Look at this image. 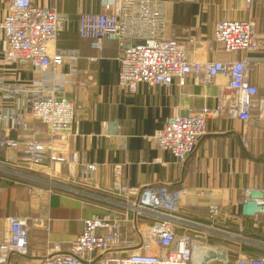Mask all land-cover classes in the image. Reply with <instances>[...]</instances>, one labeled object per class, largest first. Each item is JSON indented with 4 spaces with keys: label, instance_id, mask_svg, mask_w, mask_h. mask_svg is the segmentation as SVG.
I'll return each instance as SVG.
<instances>
[{
    "label": "crops",
    "instance_id": "crops-1",
    "mask_svg": "<svg viewBox=\"0 0 264 264\" xmlns=\"http://www.w3.org/2000/svg\"><path fill=\"white\" fill-rule=\"evenodd\" d=\"M9 1L0 0V21ZM30 1L54 9L65 18L51 49L79 54L72 72L78 84L65 94L78 107L74 132L65 143L57 142L55 148L64 153L77 152L79 163L93 164L96 171L90 184L72 183L66 165L26 169L17 164L19 149L0 147V242L7 231L8 217L26 218L29 223L27 254L11 256L8 264H39L52 244L65 251L80 234L84 219L122 211L123 200L106 193L113 185L115 168L121 171L120 181L127 187L163 184L170 189L186 188L181 212L203 226L210 225L209 206L222 208V217L213 226L211 248L195 250L194 264H204L212 247L226 246L232 258L238 252L253 257L263 254V226L238 214L244 190L264 188V121L256 119L255 111L246 123L226 117L208 119L205 135L183 165L168 152L158 151L147 139L172 116L214 107L218 87L227 80L217 77L203 86L190 75L183 86L177 82L168 87L139 84L134 92L120 88L118 43L103 40L102 49L97 51L77 33L79 15L102 13V0ZM159 1L164 11L163 37L185 43L188 60L216 62L249 57L254 61L249 82L256 87L258 97H264V51L228 55L213 37L215 24L222 20H248L257 33L264 35V0ZM5 48L0 29V115L20 112L23 126L5 120L2 134L10 139L46 142V126L23 112L26 91L37 83L40 73L27 64L6 61ZM62 71L70 74L67 66ZM13 90L17 92L12 96ZM229 213L234 214L233 222L227 218ZM32 218L44 219V225L33 223Z\"/></svg>",
    "mask_w": 264,
    "mask_h": 264
},
{
    "label": "built area",
    "instance_id": "built-area-1",
    "mask_svg": "<svg viewBox=\"0 0 264 264\" xmlns=\"http://www.w3.org/2000/svg\"><path fill=\"white\" fill-rule=\"evenodd\" d=\"M102 7L100 14L79 15L77 33L97 51L102 49L103 40L118 43V87L134 92L139 84L168 87L177 82L183 86L190 75H195L203 86L217 77L227 80L218 87L214 107L172 116L147 138L158 151L168 152L183 165L205 135L208 119L226 117L246 123L255 111L256 119L264 121V97H258L256 87L248 79L252 59L188 60L185 43L163 37L162 1L102 0ZM64 21L54 9L36 6L30 0L9 1L0 21L6 42L4 59L27 64L40 73L37 83L26 91L23 112L45 125L49 138L46 142L10 139L2 134V123L11 119L17 127L23 124L20 112H4L0 115V147L19 149L17 164L21 167L64 164L72 183L90 184L96 166L80 164L77 152L64 153L55 148L57 142L65 143L73 134L78 109L65 94L69 87L78 84L72 72L79 54L75 50L51 49ZM213 37L228 55L264 51V35L257 33L248 20L219 21ZM64 66L70 74L63 73ZM16 92L13 90L11 95ZM113 177L112 187L105 191L123 200L122 211L84 219L80 234L68 248L62 251L58 244H52L39 264H194L195 250L211 248L213 226L222 217V208L209 206L210 225L203 226L181 212L180 201L188 194L186 188L170 189L163 184L127 187L120 181L119 168L114 169ZM238 207L240 218L251 219L264 228V188L245 189ZM227 218L233 222L234 214L229 213ZM31 221L38 225L45 222L42 218ZM6 223L7 231L0 242V264H8L11 256H25L28 252V220L11 216ZM210 254L204 264H264V253L253 257L238 252L232 258L228 248L220 246L212 247Z\"/></svg>",
    "mask_w": 264,
    "mask_h": 264
},
{
    "label": "rangeland",
    "instance_id": "rangeland-1",
    "mask_svg": "<svg viewBox=\"0 0 264 264\" xmlns=\"http://www.w3.org/2000/svg\"><path fill=\"white\" fill-rule=\"evenodd\" d=\"M206 260H208V259H205V260H203V261H206ZM196 264H198V263H196Z\"/></svg>",
    "mask_w": 264,
    "mask_h": 264
}]
</instances>
